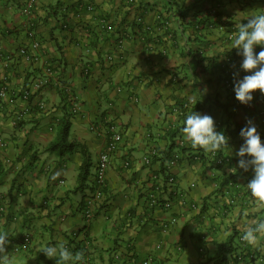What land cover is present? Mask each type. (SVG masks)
I'll use <instances>...</instances> for the list:
<instances>
[{"label":"crops","instance_id":"crops-1","mask_svg":"<svg viewBox=\"0 0 264 264\" xmlns=\"http://www.w3.org/2000/svg\"><path fill=\"white\" fill-rule=\"evenodd\" d=\"M26 1L0 0V86L8 89L0 100V230L9 233V256L16 264H57L39 249L64 242L90 264H139L147 256L151 264H216L211 256L229 235L238 254L244 226L264 212L253 210L244 177L233 186L222 182L239 167V133L247 120L264 143V99L256 91L245 108L224 87V74L233 85L234 73L235 79L250 74L240 69L241 59L227 56L232 40H225V30L233 24L236 34L248 16L264 13V0H37L25 15ZM206 15L212 23L196 24ZM28 29L39 41L36 59L18 51L29 45ZM46 66L52 81L23 102L21 90ZM195 104V112L210 115L228 137V147L218 151L227 159L222 164L183 138L180 129ZM66 113L68 139L76 145L58 156L46 149ZM109 125L122 141L105 175L104 198L86 219ZM170 143L180 159L168 167L176 183L162 195L171 208L162 210L147 202L149 177L160 163L141 159L161 156ZM84 156L89 176L85 188H77ZM171 217L175 224L162 228ZM247 251L264 256L248 245Z\"/></svg>","mask_w":264,"mask_h":264},{"label":"clouds","instance_id":"clouds-1","mask_svg":"<svg viewBox=\"0 0 264 264\" xmlns=\"http://www.w3.org/2000/svg\"><path fill=\"white\" fill-rule=\"evenodd\" d=\"M246 21L238 25L232 37L231 49H237L238 55L243 57L240 69L250 73L242 79H235L238 73H234L235 98L241 104L249 105L254 92L259 91L264 95V13L252 14ZM256 46L261 48L258 53L254 51ZM180 131L193 149L200 148L206 153L215 154L228 147V137L216 131L214 119L210 115L192 111L186 116ZM239 135L244 143L236 153L239 157L238 166L244 171L249 168L253 170L254 175L246 188L250 192L253 210L264 212V143L251 120H247ZM52 178L55 179L56 175ZM8 236L7 231L0 230V264H16L15 258L6 251ZM241 239L254 250H264V216L246 224ZM39 251L50 259L57 258V264H84V254L72 253L64 242L55 246L45 245Z\"/></svg>","mask_w":264,"mask_h":264},{"label":"built area","instance_id":"built-area-1","mask_svg":"<svg viewBox=\"0 0 264 264\" xmlns=\"http://www.w3.org/2000/svg\"><path fill=\"white\" fill-rule=\"evenodd\" d=\"M37 0H27L24 3V6L21 8L22 13L25 15H29L30 8L32 4H34ZM27 38L29 39V45L22 46L19 48V54L24 56L25 58H32L36 59V56L33 54L38 48H39V41L36 39L34 32L31 31L30 29L27 30L26 32ZM234 33L230 32L228 34L229 38L233 37ZM52 68L50 66H46L44 69V73L41 76L34 77L32 80L28 82V85H26L20 92L19 98L28 104L30 97L32 94L38 92L42 88H44L46 85H48L52 81ZM224 87L232 91L234 88V85L232 81L227 78L223 80ZM65 92L67 93V96L70 97V90L69 87H64ZM8 95V89L5 84H2L0 86V100L3 98H7ZM261 99H264V95L261 96ZM245 108L248 107L249 105H242ZM27 109V108H25ZM261 114H263V110L260 111ZM19 117L15 119L14 124L18 125ZM107 132H108V137L105 146L103 149L100 151L97 162H96V167L95 171L92 175V191L90 192V197L85 203L83 212L84 216L86 219H90L93 216L94 209L97 208V205L101 200L104 198L103 197V189L105 187V175L108 169V166L110 164V160L114 152L117 151L118 145L122 141V133L119 129H117L115 126H107ZM179 145L182 143L179 142ZM155 155L154 152L143 156L142 163L144 165H149L151 164V157ZM180 154L179 151H175L172 153V158L169 160V166L174 165ZM215 159L214 162L216 164H222L225 162L227 159L223 155H217L215 153ZM122 165L124 167H127L129 165V160L125 159L122 161ZM150 181V189L147 192V202L153 206L160 208L162 210H168L172 206V200L169 198H164L162 195L164 193H168L173 191V186L176 183V179L174 175L168 174L167 178L165 181L162 180V178L155 172L151 173L149 177ZM195 186L194 182H191L189 184V188H193ZM194 207V205H191ZM5 207L3 205H0V211H2ZM176 222V218L171 217L168 220H165L162 223V228L166 229L169 226L174 225ZM240 241L244 244L243 246L246 245L244 241H242L241 237L239 238ZM177 250L181 249V245H178ZM118 255H115V258L118 259ZM246 257L247 259H258L262 262H264V256H256L254 253L245 251L243 254L238 253L235 255L233 258L234 264H244ZM90 259L86 256L84 257V264H90ZM152 263V258L150 256L145 257L142 259L139 264H151Z\"/></svg>","mask_w":264,"mask_h":264},{"label":"trees","instance_id":"trees-1","mask_svg":"<svg viewBox=\"0 0 264 264\" xmlns=\"http://www.w3.org/2000/svg\"><path fill=\"white\" fill-rule=\"evenodd\" d=\"M215 2L219 5L222 4V0H215ZM210 23H212V22H209V16L208 15H206L203 19H200L196 22V24H198V25L201 24L203 27H207L206 25L210 24ZM232 25L230 23H228L227 24L228 28H227V30H225V33H226L225 40L227 42L232 40V37L229 38V36H228V34L230 32H233L235 35V32H234ZM255 50L258 53L261 50L260 46H256ZM226 54H227V56H230L231 59H233V58L234 59H241V60L243 59V57L241 55H238L237 49H231L230 48L226 52ZM226 65H228V64H226ZM224 67L220 69L221 72L225 71ZM227 78H229L231 80V77L228 74H224L222 79L224 80ZM229 93H230V96L233 99H235L237 104L244 105V104H241L239 101L236 100L234 88L232 91H229ZM195 110H197L196 104L192 105L188 111L189 112H192V111L195 112ZM181 111H182L181 113L184 115L187 113V108H181ZM70 115H71L70 113H66L58 120V123L56 125L55 137L52 140V142L48 145L46 151L55 153L58 156H62L65 152H69L75 147L76 144L70 142L68 139V131H69V127H70ZM169 135L172 136L175 134L170 132ZM174 148H175L174 144L170 143V145L163 152V154H161V156H158V157H156L155 155L152 156V161H159V163H160V168H159V171H157V174L162 178L163 181L166 180L168 174H172L168 170V167H169V160H170V158H172V153L176 151V150L173 151ZM177 151H179V150H177ZM179 154H180V151H179ZM217 155H220L219 152H217ZM246 158H248V157H246ZM179 159H180V156H179L178 160ZM89 166H90L89 158L84 156L82 163L80 165L79 172L77 174V183H78L77 188H80V187L85 188V185H87V178L89 176ZM2 172H0V175H2ZM253 175H254V173H253V170L251 168H249L248 171H244L243 169H240L238 167L234 172L229 173L225 177V179L223 180L224 182H222V184H225L226 186H233L236 184L237 177H239V176L244 177L245 182H249L252 179ZM91 184H92V178H91ZM233 241H234V235H229L225 239L224 242L217 244L216 249H215L213 255L211 256L214 263L226 264V261L228 258L231 257V259H233L235 257V255L237 253L233 254L235 247H236V246L235 247L233 246ZM245 246H243V249H241L239 253L243 254L245 251H247V244ZM247 258L248 257H246V260H247ZM246 260H245V263H246Z\"/></svg>","mask_w":264,"mask_h":264},{"label":"rangeland","instance_id":"rangeland-1","mask_svg":"<svg viewBox=\"0 0 264 264\" xmlns=\"http://www.w3.org/2000/svg\"><path fill=\"white\" fill-rule=\"evenodd\" d=\"M43 264V263H42Z\"/></svg>","mask_w":264,"mask_h":264}]
</instances>
